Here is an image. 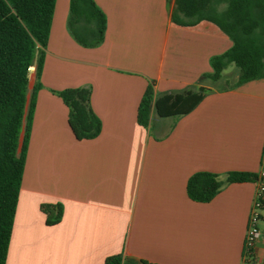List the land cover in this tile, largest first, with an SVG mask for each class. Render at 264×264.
<instances>
[{
    "label": "crops",
    "instance_id": "0c3cea01",
    "mask_svg": "<svg viewBox=\"0 0 264 264\" xmlns=\"http://www.w3.org/2000/svg\"><path fill=\"white\" fill-rule=\"evenodd\" d=\"M69 1L54 4L5 264H242L257 183H227L208 202L192 200L186 184L197 172L259 176L264 78L227 89L202 79L232 42L207 21L175 25L173 0H94L106 19L94 48L70 36ZM149 84L154 98L207 91L182 115L152 107L144 127L137 110ZM78 87L101 122L89 140L75 139L53 93ZM56 203L61 220L48 226L39 207ZM260 215L252 264H264V206Z\"/></svg>",
    "mask_w": 264,
    "mask_h": 264
},
{
    "label": "trees",
    "instance_id": "16d2710c",
    "mask_svg": "<svg viewBox=\"0 0 264 264\" xmlns=\"http://www.w3.org/2000/svg\"><path fill=\"white\" fill-rule=\"evenodd\" d=\"M54 4L55 0H0V264L6 262ZM170 17L175 25L183 27L207 21L231 40L229 49L209 59L211 72L202 77L215 89H219L217 83L223 80L222 71L229 64L237 70L235 80L221 89L264 78V0H173ZM66 28L78 45L94 48L104 39L105 15L94 0H70ZM32 66L35 82L27 99ZM206 91L200 87L154 98L149 84L138 106L137 123L148 125L152 107L161 117L188 113ZM53 93L68 108L67 122L76 140L98 136L101 122L89 106L88 88ZM257 180L256 174L248 172H230L223 178L197 172L188 179L186 192L192 200L208 202L227 183ZM39 208L46 225L60 222V203L41 204ZM104 264H121V258L112 256Z\"/></svg>",
    "mask_w": 264,
    "mask_h": 264
},
{
    "label": "built area",
    "instance_id": "2783aa9c",
    "mask_svg": "<svg viewBox=\"0 0 264 264\" xmlns=\"http://www.w3.org/2000/svg\"><path fill=\"white\" fill-rule=\"evenodd\" d=\"M261 165L262 168L259 172L258 180L256 181L257 185L249 211L247 227L244 235L242 264H252L254 258V244L260 236V213L264 206V150L261 158Z\"/></svg>",
    "mask_w": 264,
    "mask_h": 264
},
{
    "label": "rangeland",
    "instance_id": "374dc122",
    "mask_svg": "<svg viewBox=\"0 0 264 264\" xmlns=\"http://www.w3.org/2000/svg\"><path fill=\"white\" fill-rule=\"evenodd\" d=\"M233 70H234V72H233L234 74H232L231 71H228L226 77H223V80H221L220 83H217V86H220L219 89L225 88V87L234 83V80H235L234 75H235V72L237 71L234 66H233ZM224 78L227 79L226 82H225ZM31 82H32V79H30L29 86H31ZM216 89H218V88H216ZM30 92H31V89L27 87V94H30Z\"/></svg>",
    "mask_w": 264,
    "mask_h": 264
},
{
    "label": "water",
    "instance_id": "95a60500",
    "mask_svg": "<svg viewBox=\"0 0 264 264\" xmlns=\"http://www.w3.org/2000/svg\"><path fill=\"white\" fill-rule=\"evenodd\" d=\"M21 140H22V135L20 136V142H21Z\"/></svg>",
    "mask_w": 264,
    "mask_h": 264
}]
</instances>
